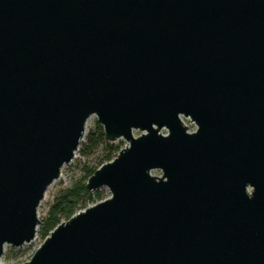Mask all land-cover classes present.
Here are the masks:
<instances>
[{"label": "water", "instance_id": "water-1", "mask_svg": "<svg viewBox=\"0 0 264 264\" xmlns=\"http://www.w3.org/2000/svg\"><path fill=\"white\" fill-rule=\"evenodd\" d=\"M91 115L110 195L18 264H264V0H0V258Z\"/></svg>", "mask_w": 264, "mask_h": 264}, {"label": "rangeland", "instance_id": "rangeland-1", "mask_svg": "<svg viewBox=\"0 0 264 264\" xmlns=\"http://www.w3.org/2000/svg\"><path fill=\"white\" fill-rule=\"evenodd\" d=\"M183 121L187 126H189V131L194 130L195 125L190 121V119L183 118ZM98 125L101 126L97 121V117L95 115H91L87 120V130L81 140V144L75 152V156L70 162L62 166L59 178L54 180L48 186L44 198L41 200L37 209V212L41 216L42 220L39 221L36 235L33 240L18 247L5 245L3 255L0 258L1 264H18L19 261L30 259L35 250L44 240L40 234V228L48 218L51 206L56 202V199H58L59 196L66 193L68 190L72 189L79 182L86 183V173L95 167H99L101 159L105 155V143L104 141H99L95 145H91L87 141L88 134L97 135L100 132H103L102 126L99 127ZM133 133L134 135H137L139 132L133 131ZM162 133H165V131H162ZM105 141L109 142L106 139ZM109 143L119 144L120 147L127 144V142L122 138H118L115 141ZM151 173L154 175H159L160 171L152 170ZM95 192L100 194L101 199H96L95 197H93L91 200L85 199L83 203L78 204L77 211L86 205L95 203L99 200L107 198L110 195L109 189L105 186L96 189L94 194ZM65 220L66 217L62 215L60 217V222Z\"/></svg>", "mask_w": 264, "mask_h": 264}, {"label": "trees", "instance_id": "trees-1", "mask_svg": "<svg viewBox=\"0 0 264 264\" xmlns=\"http://www.w3.org/2000/svg\"><path fill=\"white\" fill-rule=\"evenodd\" d=\"M87 141L91 145H95L99 141H104L105 143V155L102 157L99 166L116 156L117 152L121 148L119 144L106 142L104 132H100L97 135L88 134ZM96 168L97 167L89 170L86 173L85 179H87L95 171ZM84 186L85 183L79 182L72 189L68 190L66 193L62 194L58 199H56V202L51 206L48 218L40 228V234L43 238H45L49 234V232L60 222V217L62 215L65 216L66 219H68L77 211L78 204L83 203V201L87 198V192ZM94 195L96 199H101V196L98 192H95Z\"/></svg>", "mask_w": 264, "mask_h": 264}, {"label": "flooded vegetation", "instance_id": "flooded-vegetation-1", "mask_svg": "<svg viewBox=\"0 0 264 264\" xmlns=\"http://www.w3.org/2000/svg\"><path fill=\"white\" fill-rule=\"evenodd\" d=\"M183 118L185 119V117H183V116H181V119H182V121H183ZM186 119H189V118H186ZM191 121V120H190ZM192 122V121H191ZM183 123H184V121H183ZM185 124V123H184ZM186 125V124H185ZM195 125V124H194ZM187 126V125H186ZM188 127V131H189V126H187ZM196 129V125H195V128H194V130ZM193 130V131H194ZM162 131H165L164 129H162ZM189 132H191V131H189Z\"/></svg>", "mask_w": 264, "mask_h": 264}]
</instances>
